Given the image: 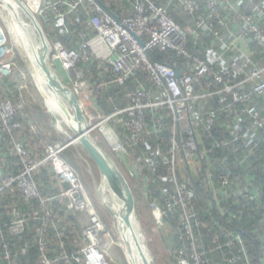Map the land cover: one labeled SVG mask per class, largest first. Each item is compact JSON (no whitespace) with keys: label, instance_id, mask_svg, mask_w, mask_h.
I'll return each instance as SVG.
<instances>
[{"label":"built area","instance_id":"built-area-1","mask_svg":"<svg viewBox=\"0 0 264 264\" xmlns=\"http://www.w3.org/2000/svg\"><path fill=\"white\" fill-rule=\"evenodd\" d=\"M16 1L21 13L28 15L33 0ZM118 1L123 0L35 1L32 11L41 25L42 18L63 22L74 17L77 20L83 18L87 26L80 32L79 47L69 49L59 41H50L42 25L49 50L52 48L54 59L61 66L60 79L74 81L81 93L88 91L93 96V93H103L114 85H125L137 71L146 74L150 85H141L129 96L126 106H121L117 98L108 97L112 111L103 113L96 110L97 116L90 124V133L96 131L104 139L116 156L119 167L128 171L129 178L142 180L145 188L143 196L158 225L170 214L176 215L186 236L185 240L179 235V239L184 241L177 250V264H212L208 257L211 252H222L219 264H252L243 235L239 233H230L224 242L219 235H214L213 247L201 248V229L210 227L211 223L204 219L207 218V211L203 208L205 217H201V197L196 185L188 181L211 184L215 161L209 158L211 150L203 144L202 132L207 131L211 135L219 112L226 116L228 132L233 139L217 141L213 149L233 147L234 141L242 138L249 146L255 144L254 133L264 128V116L249 107L253 100L264 98V0H167L166 3L128 0L131 10L124 15H118L112 9ZM202 1H206L207 13L198 6ZM174 3L181 6L184 17L193 19L191 23L182 25L172 17L169 8ZM46 12L50 15L47 16ZM4 20L0 21V90L7 86V90L12 92L11 84L15 80L18 61ZM212 20L216 21L214 23L219 29L215 28ZM34 24L37 25L36 22ZM207 33H214L218 43L215 50L208 51V55L212 56L208 61L190 48L193 41L202 43ZM137 37L142 38L144 45ZM156 48L176 52L183 62L174 66L156 60L152 53ZM90 60L97 61L99 69L110 72L108 78L99 80L93 86L78 65L79 61ZM72 71L76 73L75 80ZM7 80L11 82L7 83ZM21 80L25 84L23 75ZM83 80L86 91L81 89ZM215 96H220L218 109L206 104ZM229 97L230 101H227ZM27 104V100L16 104L11 97H0V151L6 136L10 140L9 153L17 156L22 165L19 173L11 174L0 167V192L19 193L27 201L40 198L41 205L34 209L32 217L41 221L38 241L41 264L71 262L63 241L58 242L61 249L58 256L49 254L50 242L46 232L49 224L56 226L53 220L55 210L50 203L55 198L60 202L67 198L69 208L83 220L82 247L73 256L74 259L84 264H111L101 249L104 222L80 175L61 155L68 145L39 141L37 147L43 150L44 155L36 157L29 140L17 133L25 129L33 133L40 131L39 124L25 110ZM148 113L155 122L152 131L148 126ZM247 115L252 120L250 125L245 123L250 120ZM166 119L171 122L170 138L166 143L159 139L153 146L147 142L148 136L160 134L166 127ZM139 145L144 146V151L135 157L133 153L135 155ZM235 148L237 152L238 148ZM224 162L226 159L221 160V163ZM43 167L50 168L58 183L68 184V187L60 189L55 196L42 197L35 172L42 171ZM230 176L232 174L228 170V176L222 179L223 185L230 186ZM241 179L240 175H235L237 183ZM167 182L172 183L174 192L165 187ZM149 184L160 189L159 199H149L150 192L146 189ZM232 191L236 199L243 198L244 201L261 198L264 193L256 188L253 194L246 184ZM208 208L209 212L213 209L209 205ZM10 212V219L0 224L2 254L8 264H17L16 244L6 240V231L14 237L23 235L28 228L30 214L19 204L11 205Z\"/></svg>","mask_w":264,"mask_h":264},{"label":"trees","instance_id":"trees-1","mask_svg":"<svg viewBox=\"0 0 264 264\" xmlns=\"http://www.w3.org/2000/svg\"><path fill=\"white\" fill-rule=\"evenodd\" d=\"M157 2L166 3L167 0H157ZM198 6L201 8L200 10L207 13L206 1L200 2ZM130 8L131 3L128 0L118 1L112 6L113 11H115L118 15L126 14L127 10H131ZM169 10L172 17L182 25L191 23L193 20L192 18L187 19L184 17L185 13L181 9V6L177 3H174ZM46 13L47 16L50 15L48 12ZM82 19L77 20L74 17H70L63 22H57L53 19L47 21L45 18H42L41 21L45 31L52 41H59L69 49H76L81 44L80 32L87 29L85 21ZM211 22L214 24L216 29H219V26L214 23L216 22L215 20H212ZM217 44L215 34L207 33V36L204 37L202 43L196 44L195 41H193L190 48L191 50L198 52L199 56L208 61L212 57L208 55V51L215 50V45ZM152 53L156 60L170 65L178 66L183 62V58L178 56L174 51H163L160 48H156L152 51ZM78 65L79 68L85 72V79L91 86L101 79L108 78V75H110V72L106 73L99 69L97 61L94 60H90L88 62L79 61ZM6 82L10 83L11 80H7ZM143 84H146V86L150 85L149 81H147V75L141 71H137L134 75L130 76L125 85H114L103 93H95V95H93L95 105L101 112L109 113L112 111V107L108 102V97L113 96L118 99V103L121 106H126L128 104L129 96ZM11 91L12 92H9L7 90V86H5L4 90H0V97L3 99L11 97L16 104L27 100L28 104L25 110L34 118V114L37 113V111L33 108L34 103L29 102L27 97H24L25 94L23 95L22 92H19L20 90L18 86H13ZM207 101L209 102L206 104H208V107L210 108L213 107L218 109L220 107V96H215ZM227 101H230V97ZM249 107L260 111L262 116H264V98L253 100V102H250ZM43 118L44 117L39 120V123L37 121L36 122L39 125H42ZM246 118L250 119V116L247 115ZM147 121L149 129L152 131L155 127V122L152 115L149 113ZM164 123L166 126L165 129L158 135H149L147 142L151 143L153 146L158 143L159 139L165 143L168 142L171 135V131L169 129L171 122L166 119L164 120ZM245 123L250 125L252 124V120L250 119ZM121 131H123V129ZM228 131L229 126L227 124V118L224 114L219 112V118L213 125L211 135H209L207 131L202 132V142L206 145L207 149L211 150L209 158L210 160L215 161L212 166L214 176L211 184L207 185V183L203 181L195 183L190 182V180L188 181L189 184L196 185L198 193L201 197V217H205V214L202 211L203 208L207 211V218L204 219L211 223L210 227L201 229L203 238L201 248L211 249L214 245L212 240L214 235H219V237H221V241L224 242L227 235H230V233L237 234L235 229L240 228L246 233L243 235V240L251 256L252 264H264V228L262 227V224L264 225V193L261 198L259 197L255 200L245 199L244 201L243 198H241V200L236 199V194L232 191L233 188H238L239 186L246 184L251 189L253 194L256 188H260L264 192V128L254 133V137L256 139L255 144H251L249 146L245 143V139L242 138L238 141H234L233 147L224 146L223 148L213 149L215 142L222 139H233V136H231ZM17 133L29 140L33 146L32 152L34 156L40 157L44 155L43 150H40L37 147V143L39 141L48 142L47 135H45L42 130L33 133L25 129L19 130ZM124 133L127 132L124 131ZM66 143L67 142H65V144ZM1 146L0 167L9 174L19 173L22 170L20 159L9 153L8 148L10 146V140L6 136L2 140ZM74 147L76 146L69 145L63 151L62 157L74 169H76L77 163L73 156H71V149ZM235 147L238 148L237 152H235ZM142 151H144V146L139 145L135 150V155L133 153V156H138ZM223 159H226V162L221 163V160ZM237 159L241 161H236ZM42 169V171L35 172V178L40 187L42 197L47 198L55 196L59 194L60 189L68 187V184L60 185L58 183V180L53 176L50 168L43 167ZM228 170H230L232 174V176H230L231 184L230 186H225L223 185L222 179L228 176ZM159 171L162 172V170ZM236 174L242 177L241 182L239 183L235 181ZM200 182L201 184H199ZM1 185L2 181L0 178V186ZM165 187L171 192H174V187L171 182H167ZM146 189L150 192L149 199H153L155 197L160 198L161 191L159 188L157 189L149 184L146 186ZM39 199L40 198L27 201L19 193L11 194L7 190L0 192V224H4L10 219V208L13 204H19L22 207V210H27L30 214L29 225L23 235L14 237L6 231V240L16 244L15 252L17 253V264H41V251L38 246L41 221L32 217L34 209H37L41 205ZM140 200H138V202ZM50 203L55 210L53 220L56 222V226L49 224L47 228L46 237L50 242L49 254L53 257L59 255L61 249L58 248V242L60 240L64 242V249L70 257L71 262H69V264H84L83 262H77L73 257L78 254L82 247V224L80 222L79 215L74 213L69 208V200L67 198L63 199L62 202L55 198V200H52ZM208 205L213 208L211 212H209ZM181 246L182 245H179V242L178 244L175 243L173 246L174 250L172 251V257H174L175 264H177V250ZM2 250L3 240L0 239V264H8L3 257ZM222 256V252H211L208 255L212 264H219Z\"/></svg>","mask_w":264,"mask_h":264},{"label":"rangeland","instance_id":"rangeland-1","mask_svg":"<svg viewBox=\"0 0 264 264\" xmlns=\"http://www.w3.org/2000/svg\"><path fill=\"white\" fill-rule=\"evenodd\" d=\"M3 5V2L0 0V6ZM2 7V6H1ZM7 11L4 9L2 10L0 8V21L5 22V27L8 30L7 34L10 37V41L12 42V45L15 48V56L17 58V71L14 75V82L11 84L12 86H18L21 89L19 92H22L24 97H27L29 102L43 104V98L40 94L38 88L36 87L35 83L33 82L30 74L28 73L27 69L25 68L24 64L21 63V57L18 53L16 44H15V37L13 36V32L11 30V22L9 19V15H7ZM7 15V17L5 16ZM20 16L23 19H25L26 22L29 21V17L27 14H23L20 12ZM45 30V29H44ZM43 30V32H44ZM12 32V34L10 33ZM45 33H47L45 31ZM48 39L52 41V39L46 34ZM52 50V48H51ZM49 50V58L48 63L52 65L53 69L57 72L59 75L58 77H62V71L60 70V64L58 61H55L54 59V52ZM72 77L74 79V76H76V73L74 71L71 72ZM21 75L24 76L25 84L22 83ZM75 80V79H74ZM63 81V80H62ZM66 85H68L77 95V98L81 100L83 104V108L87 115V120H89V123L91 124L96 119V110L98 108L94 104V96H92L88 91L81 93V91L78 90V84L73 82H66L63 81ZM81 82V81H80ZM83 85L85 84V80L82 81ZM84 90V89H83ZM86 91V90H85ZM95 95V93H93ZM59 99H62V97H57ZM106 102V101H105ZM96 107V108H95ZM65 110L67 108L63 107ZM46 109V107H45ZM50 119L48 116H45L43 118V124L39 125V129L42 130L45 135H47L48 143L50 144H59V143H65L67 142V138L65 135L59 133L57 130L52 129L49 127ZM66 130L70 132V128L67 126ZM92 139L105 151L107 152L114 161H116V156L112 154L109 146L106 144L104 139L96 132H91ZM67 144V143H66ZM71 156L75 159L77 163L76 172L80 175L83 183L85 184L92 201L96 207V210L99 212L101 219L104 222L105 225V231L103 232V236L101 239V249L103 250L105 257L111 264H128L127 258L124 252L123 247L121 246L120 237L119 234L115 228V220L114 218L109 214V212L104 207L103 203V196L102 193V186H103V180L98 172L97 167L94 165V163L89 159L87 154L81 149L79 145L71 149ZM62 155V154H61ZM65 160V159H64ZM122 172L127 176L130 185L135 188L138 192L141 194V200L137 202L138 206L136 208V213L138 220L136 218V221L138 223V230L140 232V229L143 233V238L145 241V245L147 244V247L149 249V255L150 259L153 258L154 264H175L174 263V257H172V251L174 250L173 246L175 243L179 245H183V239H179V235L183 236V238L186 240L185 233L183 231V228L180 226V222L178 221L176 215H170L169 218L161 221V225H158L156 223L154 214L152 210L149 207V203L146 200V198H143V193L145 192L144 184L141 179L139 178H129L128 171H126V168H120ZM109 193V191H108ZM104 194H106L104 192ZM159 198V197H155ZM70 204V203H69ZM80 222L82 224L83 220L81 216L79 215ZM140 223V228H139ZM84 224H82L83 229ZM209 226H207L208 228ZM146 247V248H147ZM147 249V250H148ZM151 253V254H150Z\"/></svg>","mask_w":264,"mask_h":264},{"label":"water","instance_id":"water-1","mask_svg":"<svg viewBox=\"0 0 264 264\" xmlns=\"http://www.w3.org/2000/svg\"><path fill=\"white\" fill-rule=\"evenodd\" d=\"M5 5L8 6L10 9V12L12 16L9 17L11 22V27L13 30V36L15 37V44L18 50V53L21 57V61L24 64L25 68L27 69L28 73L30 74L33 82L35 83L36 87L38 88L40 94L43 98V104H33V108L37 111V118H42L45 113L48 114L50 123L49 127L52 129L57 130L59 133L65 135L67 138V145H73L77 146L80 145L82 150L87 154L89 159L94 163V165L97 167L98 172L102 178V180H106L110 190L112 193H114L123 203L124 207L122 211L117 215L113 208H111L108 205H104L106 210L109 212V214L115 218L118 216L119 218V227L121 229V232L124 236V246H125V255L127 258L128 264H137L135 261L133 249L131 246V242L126 236V227L127 224L131 221V218L134 216L137 218L136 208H137V202L141 199V194L138 192L135 188H133L128 179L126 178L125 174L120 169L119 165L116 161L113 160V158L105 152L91 137L90 133V124L87 126H84V119L87 115L86 112L84 113V109L82 107L81 100L77 98L76 93L63 81L62 78L60 79L58 76H56V72L51 66L52 71L54 72L55 76L58 79V82L55 80H52L51 86H45V84L42 82L40 71L37 69L33 61L31 60L28 52L25 49L24 46V28H23V20L20 16V10L18 11L17 8L14 6L13 1L16 0H1ZM16 4V3H15ZM18 7V6H17ZM37 24L38 31L42 33L43 27L42 25L35 20ZM141 45H144V42L142 38L137 37ZM48 63V62H47ZM44 69L48 71V68L46 66ZM50 73V72H49ZM180 74V72H179ZM63 85H65L67 88L71 89L73 95H72V101L74 105L78 106L80 108V111H78V118L79 121H75V124H71L70 132L66 130L62 125V120L68 121V116L70 117V114L67 110H65L62 106V104L57 100V97H60L64 95ZM46 107V109H45ZM96 108V107H95ZM69 123V122H67ZM133 169L136 171V168L133 167ZM139 222V220H138ZM140 228V223H139ZM235 231L239 233L240 235H245V231H243L240 228H236ZM141 234L143 235L141 229ZM145 242V241H144ZM147 246V244H146ZM148 249V247H147ZM149 251V249H148ZM150 252V251H149ZM151 254V253H150ZM151 264H154V260L152 258Z\"/></svg>","mask_w":264,"mask_h":264},{"label":"bare ground","instance_id":"bare-ground-1","mask_svg":"<svg viewBox=\"0 0 264 264\" xmlns=\"http://www.w3.org/2000/svg\"><path fill=\"white\" fill-rule=\"evenodd\" d=\"M35 1L34 0L32 2V5L30 7V13L28 14L29 17V21L26 22L25 19H23V28H24V35H23V40H24V46L26 51L28 52L31 60L33 61V63L35 64V66L37 67V69L40 71L41 74V79L42 82L45 84V86H51L52 85V80H55L58 82V79L56 76L57 72H56V76L54 74V72L51 69V66L49 65L48 58H49V45L47 43V40H45V37L43 35V33H39L37 30V25H35V21L36 17L34 16V12L32 11L35 8ZM14 6L17 8V10L19 11V7L17 1H13ZM16 3V4H15ZM2 10L4 9L5 11H7V15L12 16L10 9L8 8L7 5H5L3 3V5H1ZM21 12V11H19ZM23 14V12H22ZM7 15H5L7 17ZM24 16V14H23ZM34 23H33V22ZM12 30V27H11ZM13 32V30H12ZM46 66V68H48L47 72L44 67ZM63 90H64V95H62V99L57 98V100L62 104V106L67 108V111L70 114V117L68 116V121L69 123H67L66 121L62 120V125L63 127L66 129L67 126H71V124H75V121H79L78 118V111H80V108L76 105H74L73 101H72V91L71 89L67 88L65 85H63ZM82 103V102H81ZM83 107V104H81ZM84 109V108H83ZM85 113V110H84ZM84 126H87L89 123V120L84 119ZM68 126V127H69ZM70 128V127H69ZM80 146V145H79ZM81 147V146H80ZM82 148V147H81ZM102 193L101 195L103 196V203L104 205H108L111 208H113V210L115 211V213L118 215L123 207H124V203L114 194L112 193V191L110 190L106 180L103 181V186H102ZM109 191V193H108ZM104 192L106 194H104ZM115 220V228L119 234L120 237V242H121V246L125 250V246H124V236L121 232V229L119 227V218L118 216H116L114 218ZM126 236L129 239V241L131 242V246L133 249V253H134V257H135V261L137 264H151L152 259H150V255L149 252L147 250V246L145 245L144 242V238L143 235L141 234V232H139L138 230V223L136 221V217H132L131 221L127 224L126 227Z\"/></svg>","mask_w":264,"mask_h":264},{"label":"crops","instance_id":"crops-1","mask_svg":"<svg viewBox=\"0 0 264 264\" xmlns=\"http://www.w3.org/2000/svg\"><path fill=\"white\" fill-rule=\"evenodd\" d=\"M34 1V0H33ZM81 89H84V90H86V85H83V86H81ZM36 104H38V103H36ZM95 104V103H94ZM97 107V106H96ZM98 108V107H97ZM98 110H99V108H98ZM35 116H34V118H35V121H37L38 123L40 122L39 120L41 119V118H37V113L36 114H34ZM45 116H48V114L47 113H45L44 114V116L43 117H45ZM49 117V116H48Z\"/></svg>","mask_w":264,"mask_h":264},{"label":"flooded vegetation","instance_id":"flooded-vegetation-1","mask_svg":"<svg viewBox=\"0 0 264 264\" xmlns=\"http://www.w3.org/2000/svg\"><path fill=\"white\" fill-rule=\"evenodd\" d=\"M1 7V6H0ZM2 9V8H1Z\"/></svg>","mask_w":264,"mask_h":264},{"label":"clouds","instance_id":"clouds-1","mask_svg":"<svg viewBox=\"0 0 264 264\" xmlns=\"http://www.w3.org/2000/svg\"><path fill=\"white\" fill-rule=\"evenodd\" d=\"M35 104V103H34Z\"/></svg>","mask_w":264,"mask_h":264}]
</instances>
